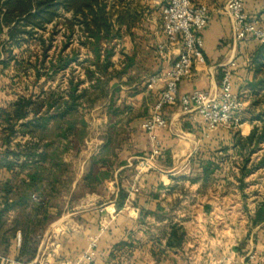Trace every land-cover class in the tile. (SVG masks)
Listing matches in <instances>:
<instances>
[{
	"label": "crops",
	"instance_id": "1",
	"mask_svg": "<svg viewBox=\"0 0 264 264\" xmlns=\"http://www.w3.org/2000/svg\"><path fill=\"white\" fill-rule=\"evenodd\" d=\"M227 1L192 0L195 5L205 4L209 9V25L202 35L205 60L194 61L192 75L179 85L177 102L163 108L170 127L157 129L154 140L142 127L143 117L152 110L164 89L161 77L178 58L182 40L171 44L164 34L162 9L167 0H151L147 10L148 4L141 0H106L116 33L110 44L116 52L113 62L115 67L119 63L123 70L120 79L110 84L118 83L121 88V95H115L114 102L123 119L113 125L112 93L103 99L106 107L95 104L91 108L93 113H102L105 136L102 141H92L91 153L79 161L81 174L71 194L82 188L81 198L66 212L51 209L56 216L43 230L31 261L19 258L15 239L21 235L20 230L8 248L0 238V264L12 261L63 264L77 259L94 239L97 256L92 264H161L166 254L167 258L177 260L176 264H203L208 259L224 264L253 259L255 264H264V238L247 237L241 250L237 248L241 241L234 238L233 227L227 243L212 235L213 229L221 226L219 220L223 218L219 215L226 208L231 211L237 208L232 198L244 194L242 183L250 175L244 166L251 159L246 162L248 158L244 159L235 147V134L246 137L255 126L246 118L249 109H245L239 127L208 131L200 115L184 113L180 103L185 93L218 90L227 69L233 74L234 93L246 103L251 100L248 85L254 79L252 55L259 42L235 41L234 24L225 10ZM245 9L257 25L264 26V0H245ZM152 75L161 80L152 83ZM12 102L0 104V108ZM113 132L116 134L112 136ZM109 137L116 138L113 174L95 189H87L83 177L95 153ZM156 146L161 154L145 160L144 156H150ZM4 149L0 127V152ZM76 162L71 161L74 165ZM229 162L236 165L232 171L220 170ZM207 165H211L210 170H205ZM11 176L4 168L0 170V178ZM81 183L82 187L77 186ZM255 228L263 231L264 222ZM175 229L183 238L179 245L169 246L167 242Z\"/></svg>",
	"mask_w": 264,
	"mask_h": 264
},
{
	"label": "trees",
	"instance_id": "2",
	"mask_svg": "<svg viewBox=\"0 0 264 264\" xmlns=\"http://www.w3.org/2000/svg\"><path fill=\"white\" fill-rule=\"evenodd\" d=\"M107 7L106 0H0V33L7 28L9 42L21 44V41L37 39L45 46L47 40L41 32L49 25L56 26L64 12L72 16L65 19L70 40L80 31L85 40L83 44L94 53L92 59L82 62H93L84 66L85 78L70 77L67 89H43L34 96L20 95L7 107L0 108L5 147L0 152V170L4 168L12 174L10 178H0V238L8 248L11 239L20 230L22 246L19 258L26 257L28 261L37 253V236L56 216L51 213L52 198L61 193L65 183L62 177L68 163L64 155L68 150L81 146L87 130L88 124L81 110L84 107L93 108L99 99L112 93L113 125L121 121L116 120V117H121V111L114 102L119 86L110 83L119 80L123 70H116L113 62L116 52L110 44L116 33ZM251 40L255 39L249 36L245 41ZM46 50L44 48V52ZM62 53L55 62H51L50 67L55 72L67 69L78 60L74 52L66 56ZM252 63L254 79L248 85L250 120L264 122V111L256 113V109L264 103V43H258ZM100 70L107 78L100 74ZM85 82L88 85L82 86ZM114 133H111L112 136ZM115 139L109 137L99 154L93 157L84 177L85 188L93 190L113 174ZM263 142L264 123L261 127L255 125L246 137L235 134V147L241 154L247 149L253 152ZM261 163H264V155ZM210 167L207 165L205 170H210ZM34 195H38V200ZM252 221L255 225L264 222V200ZM170 238L168 245L176 246L183 237L175 229Z\"/></svg>",
	"mask_w": 264,
	"mask_h": 264
},
{
	"label": "rangeland",
	"instance_id": "3",
	"mask_svg": "<svg viewBox=\"0 0 264 264\" xmlns=\"http://www.w3.org/2000/svg\"><path fill=\"white\" fill-rule=\"evenodd\" d=\"M141 1L144 2V5L148 4L145 9L147 10L151 5V0ZM70 17H72L71 14L63 12V17L58 20L56 26L49 25L47 30L41 32L43 38L47 40L45 46H42V44L37 39L31 41L29 40L27 42L21 41V44L13 42L11 43L7 38V28H3V32L0 33V104L7 105V102H12L20 95H37L43 89L49 90L53 88L65 90L68 88V80L70 77H73L74 79L85 78L84 66L93 64V62H82L92 59L94 57V53L90 51V48L83 44V41L85 40L84 37L81 36L80 31L76 32V36L70 40L67 25L65 23V19ZM262 22L264 24V19ZM44 48H47L45 52ZM73 52L77 54L78 60L73 62L67 69L56 72L51 69V62H55L58 55L61 53L64 56L72 55ZM116 59H119V54L117 55ZM2 61L4 63H1ZM115 69L119 71L121 70V68H119V63ZM38 71H40V76H38ZM100 74L107 78V75L101 70ZM87 85L88 83L85 82L82 86ZM115 95H121L120 86ZM250 104L251 100L248 103L245 102V109H249ZM263 104L256 109V113H261L264 111ZM96 105L102 108L106 107V105H104L103 98L99 99L96 102ZM115 107L117 108V106ZM81 112L84 114L85 119L89 123H87V130L83 136L81 146L76 149L68 150L65 153L64 160L68 163V169H65L62 177L65 183L62 185L61 193L52 198L53 208L58 209L60 213L63 211L66 212L73 208V206H75V204H77L78 200L81 198L83 191L82 188L79 190L76 189L75 193L71 194L75 180L78 175L81 174L79 161L85 160L88 154L91 153L89 147L91 146L90 143L92 141H102L105 136V124L103 122L102 113H93V111H91V109L88 107H84ZM150 112L143 118H147L150 115ZM251 117L252 116L250 113V115H248L246 118L247 120H250ZM120 119H123V117H116V120ZM263 123V121L252 122L250 120V124L259 125L260 127L263 125ZM100 149L95 153L94 156L99 154ZM109 155L111 156L112 154ZM263 155L264 142L260 144L253 152H250V149H247L242 154L244 159H251V162L249 164L246 163L244 166L245 171L250 173V175L247 177V180L242 183V185L245 187L243 192L244 194H239L238 197L232 198L234 203L237 202L238 204L235 210L231 211L226 208L222 215H219L218 213L219 217L223 218V220H219L222 227L220 226L217 229H213V237H215L216 240H222L224 243H227L230 241L231 228L233 227L235 230L234 238H236V240L240 238L241 241V244H239L237 248L241 250L243 247H245V243L243 245L242 243L247 239V237L254 239L258 237L264 238V230L262 231L261 228H255V224H253L252 221L253 217L255 216L257 205L264 200V163H261V158ZM71 161L77 162L74 165L71 163ZM233 165L234 167L236 166L234 163L231 165V162H229L228 164H224L220 170L230 172L232 171ZM77 186L82 187L83 185L81 183V185L77 184ZM34 197L36 200H38V195H34ZM227 202L228 201L226 200V203ZM42 234L43 232L37 236V240H40L39 238H41ZM163 250L164 249L161 248V252ZM231 252L232 249L229 247L228 253L231 254ZM216 261L217 260L214 259H208L207 261H204L203 264H224L223 261ZM160 263L176 264L177 260H172L171 257L167 258L166 254Z\"/></svg>",
	"mask_w": 264,
	"mask_h": 264
},
{
	"label": "built area",
	"instance_id": "4",
	"mask_svg": "<svg viewBox=\"0 0 264 264\" xmlns=\"http://www.w3.org/2000/svg\"><path fill=\"white\" fill-rule=\"evenodd\" d=\"M225 10L234 24V38L242 42L251 36L260 43H264V26L257 25L245 9V0H228ZM163 31L167 40L173 44L179 38L182 40V50L174 64L168 68L161 77L165 83L158 100L155 102L150 115L144 119L142 127L156 140L157 129L170 127L168 119L163 114V108L172 105L178 100L180 83L190 77L193 72L194 61L204 62L203 33L209 25L210 14L205 4L195 5L192 0H167L162 9ZM234 65V63H232ZM232 71H224L221 85L216 91L194 90L180 97V103L184 113L196 112L204 121L208 131L217 128H235L242 124V116L245 111V102L234 93ZM158 76H152V83L161 80ZM161 154V149L156 146L150 156L152 159ZM17 249L22 246L20 234L15 239ZM97 256V240L94 239L89 248L77 259L66 261L63 264H92ZM0 258L2 255L0 252ZM9 264H19L12 261ZM30 264H52L50 261H35ZM236 264H255L253 259Z\"/></svg>",
	"mask_w": 264,
	"mask_h": 264
}]
</instances>
